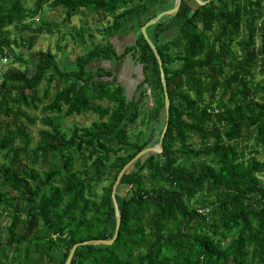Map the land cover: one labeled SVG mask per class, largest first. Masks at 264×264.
<instances>
[{
	"label": "trees",
	"instance_id": "obj_1",
	"mask_svg": "<svg viewBox=\"0 0 264 264\" xmlns=\"http://www.w3.org/2000/svg\"><path fill=\"white\" fill-rule=\"evenodd\" d=\"M44 8L63 20L34 21ZM165 9L164 0H0V218L10 217L0 264H64L75 243L113 237L116 177L166 122L159 65L140 31ZM88 14L104 15V43L86 48L79 27L57 38L80 40L72 62L31 53L38 36ZM146 33L170 101L162 151L121 176L114 242L80 245L70 264H264V0H182ZM115 35L132 37L120 54ZM9 59L24 68H4ZM125 60L141 71L136 99L113 70L91 67ZM48 99V127L32 146L22 119L34 126L27 111ZM89 113L97 119L68 131L58 120Z\"/></svg>",
	"mask_w": 264,
	"mask_h": 264
},
{
	"label": "rangeland",
	"instance_id": "obj_2",
	"mask_svg": "<svg viewBox=\"0 0 264 264\" xmlns=\"http://www.w3.org/2000/svg\"><path fill=\"white\" fill-rule=\"evenodd\" d=\"M194 4V3H193ZM28 7L32 6V2L27 3ZM64 14L61 9L58 10H49L47 8H44L38 16L33 19L34 21H52V22H57L60 23L63 20ZM110 19V18H109ZM104 23H106V19L104 18V15H99L96 17L95 14H88L86 16L80 17V16H75L72 18V23L69 25L65 26H60V32L56 33L54 31L53 34H44L38 36L35 45L32 48L31 53L35 54L37 51H46L50 50L53 54H55V59L56 62L60 67L66 65L68 61L72 62L76 56H79L83 54L84 48L82 45H80V40L78 43L74 41V39L71 38V36L66 33L65 38L57 40L58 36L65 31L69 32H75V29L82 27L83 28V41L84 44L83 46H86V48H91L94 43H104L106 41V38L103 39V34L101 32L104 29ZM74 27V29H73ZM58 32V31H57ZM27 36V35H26ZM17 39V38H16ZM110 39V38H109ZM110 41V40H109ZM59 44V49L56 48V44ZM111 45L114 47V50L117 53H121L122 49L126 45H130L132 43V37L130 35H118L113 39V41H110ZM66 44V47L64 46ZM29 56L30 59V65L31 69L30 71L33 72L35 69L36 65V59ZM114 55V52H111L108 54V57L111 58ZM65 57V58H64ZM129 58V57H128ZM98 65H103L111 70L114 71L113 77H111V80L114 82H119L123 84L126 88V93L128 98H133L136 99L139 97V91L137 90V84L141 80V71L138 68V66L134 65L131 61L125 60L124 62H100V63H94L91 67L92 69H95ZM4 66V65H3ZM9 67H15V68H24L22 64L15 63L13 64L11 59L8 60L7 65L4 68H9ZM45 88V83H43L38 90L39 96H42L43 91ZM50 92V99L53 94V89H49ZM50 99L44 100L40 103V107L37 110H28V114L31 115L32 117H35L36 119V124L34 126H31L30 124L26 123L25 119H22V123H24L23 127L28 131L30 136L32 137V146L36 144L38 138V130L42 128H47L48 125L46 124V121L51 117L47 115L42 114V106L47 104ZM105 104V103H104ZM164 113L161 112V119L163 118ZM53 116V115H52ZM55 118V117H54ZM97 116L93 114H81L79 116H69L65 118H59V122L61 124V127L63 130H69L70 127L73 125H78V126H86L89 125L92 121L96 120ZM141 121L136 122L134 124L133 129L138 130L141 129L143 132H145V139L150 136V125H145L141 126ZM153 123V122H152ZM41 166H45V163H42ZM123 192V190L121 189ZM10 221V217L6 214L3 217L0 218V231L3 232L5 227L8 225Z\"/></svg>",
	"mask_w": 264,
	"mask_h": 264
},
{
	"label": "water",
	"instance_id": "obj_3",
	"mask_svg": "<svg viewBox=\"0 0 264 264\" xmlns=\"http://www.w3.org/2000/svg\"><path fill=\"white\" fill-rule=\"evenodd\" d=\"M181 1L182 0H174L173 7L169 8V9H166V10H163L162 12L158 13L156 16H154L149 21H147L140 29L143 37L148 42V44H149V46H150V48H151L156 60H157V63L159 65L160 78H161V83H162V87H163L164 112H165V120H166V122H165L164 128H163V130L161 132V135H160V138H159V142L155 146L146 147V148L142 149L140 152H138L127 164L124 165V167L120 170V172L118 173V175L116 177V180H115V182H114V184L112 186V192H111V197H112V201H113L114 209H115V220H116L115 231H114L113 237L111 239H106V240L105 239H95V240H88V241L75 243L71 247V249L69 251V254H68L64 264H70V262H71V260H72V258L74 256L76 248L78 246H80V245H86V244L110 245V244H112L114 242V240L116 239V237L118 235L119 226H120V214H119L117 203H116V200H115V192H116V189H117L118 184L120 182L121 176L138 158H140V157H142L143 155H146V154H153V153H158V152L162 151V140H163L166 128H167V120H168V116H169L170 101H169V97H168L166 81H165V78H164V71H163V67H162L161 58H160L155 46L152 44V42L150 41L149 37L147 36L146 28L149 25L157 22L162 16L175 14L180 8ZM194 1L198 5H204L207 2H209L210 0H194Z\"/></svg>",
	"mask_w": 264,
	"mask_h": 264
},
{
	"label": "crops",
	"instance_id": "obj_4",
	"mask_svg": "<svg viewBox=\"0 0 264 264\" xmlns=\"http://www.w3.org/2000/svg\"><path fill=\"white\" fill-rule=\"evenodd\" d=\"M191 4H192V1L190 2ZM164 5L166 6V9H169V8H171V7H173V5H174V1L173 0H164ZM165 9V10H166ZM115 37H117L116 35L115 36H113V37H110V41H113V39L115 38Z\"/></svg>",
	"mask_w": 264,
	"mask_h": 264
}]
</instances>
